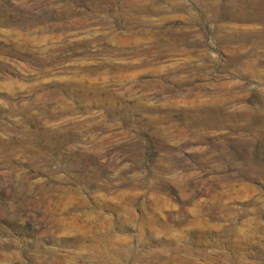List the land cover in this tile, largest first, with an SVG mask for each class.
I'll use <instances>...</instances> for the list:
<instances>
[{
	"label": "rangeland",
	"instance_id": "obj_1",
	"mask_svg": "<svg viewBox=\"0 0 264 264\" xmlns=\"http://www.w3.org/2000/svg\"><path fill=\"white\" fill-rule=\"evenodd\" d=\"M0 264H264V0H0Z\"/></svg>",
	"mask_w": 264,
	"mask_h": 264
}]
</instances>
